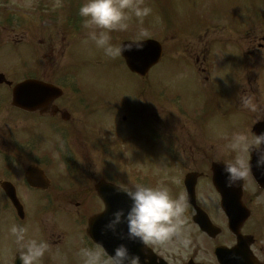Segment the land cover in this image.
I'll list each match as a JSON object with an SVG mask.
<instances>
[{"label":"flooded vegetation","instance_id":"af4514ba","mask_svg":"<svg viewBox=\"0 0 264 264\" xmlns=\"http://www.w3.org/2000/svg\"><path fill=\"white\" fill-rule=\"evenodd\" d=\"M161 32L165 58L180 60L189 76H160L153 81L150 72L143 78L125 72L135 79L126 93H119L105 77L103 88L87 94L81 85L84 78L72 74L71 83L68 70L54 73L34 66L16 77L4 75L12 85H0V264H23V249L9 231L13 224L27 229L26 240L47 243L39 264H83L81 248L101 245L110 257L121 244L139 258V264H218L215 252L236 246L237 237L229 231L215 185L228 205L240 197L248 217L232 220L242 223L239 235L249 244L254 261L264 264V198L260 199L264 188H257L250 177V151L215 145L205 128L209 103L215 101L217 114H224L213 92L216 49L218 56L225 53L230 58L236 53L234 111L245 115L242 101H256V92L264 98V17L258 14L252 30L239 29L237 43L223 29L210 33L209 24L175 31L188 38L175 36L176 45L167 41L165 29ZM25 80L35 82L28 91L32 107H13V85ZM190 82L206 97V108H184L187 101L181 93L162 89L164 84ZM152 84L161 85L160 91H154ZM193 98L198 100L196 94ZM253 120L258 121L255 115ZM247 137L253 148L258 146L253 136ZM150 148L157 152V164L136 157L139 149ZM236 159H243L247 169L233 183L225 169ZM137 183L166 187L173 198L184 197L179 232L165 245L129 240L126 224L111 231L107 227L111 219H91L103 213L104 202L130 205L122 190ZM68 208L77 209L76 215L68 214ZM59 215L67 218L70 230ZM209 221L215 230L209 229ZM71 249L76 250L70 254Z\"/></svg>","mask_w":264,"mask_h":264},{"label":"rangeland","instance_id":"374dc122","mask_svg":"<svg viewBox=\"0 0 264 264\" xmlns=\"http://www.w3.org/2000/svg\"><path fill=\"white\" fill-rule=\"evenodd\" d=\"M85 2L86 0H0V72L19 74L20 65L24 67V72L31 71L34 66L40 71L51 70L54 73L68 70L71 72L70 77L77 74L84 78L81 85L86 91L83 93L93 94L95 89L103 88L105 77L119 93H126L135 79L121 70L117 58L106 57L102 49L87 41L89 30L79 15V9ZM143 5L151 8V13L143 18L142 24L131 16L127 31L111 33L113 43L135 41L141 28L148 31L146 38H155L156 41L163 42V33L159 34L160 29L157 27L163 21V17L169 18L182 29L193 30V26L200 25V21L208 14L214 15V19L240 24L242 17L256 12L257 9L264 10V0H143ZM175 36L182 38V41L188 39L182 34L174 33V36L170 35L173 43L176 42ZM219 39L220 37L215 34V40ZM216 50L217 58L214 66L217 76L213 79L215 85L213 92L215 97L219 98L221 104L217 105L222 108L224 114H217L213 106L215 101L212 105L209 103V120H207L209 123L205 128L209 138L216 145L219 143L228 145L235 134H248L251 114L257 116L258 120L264 118V98L260 97L258 92L253 95L256 101H251V106H245V109L251 110L246 117L235 112L232 88L235 67L231 65H235L237 61L236 53L226 58L223 55L218 56V49ZM92 62L95 65L99 64V67H103L104 64L105 68L100 69ZM184 69L185 65L180 60L166 57L152 70L150 78L154 81L160 76L169 78L189 76L190 70L188 69L186 73ZM261 73L264 78V71ZM254 78V75H250V79ZM69 79L73 83L75 77ZM76 87L80 88V85ZM153 87L154 91H160L157 88L162 86L154 84ZM249 87L250 84L247 83L246 88ZM166 88L182 94L187 101L183 103L184 108L189 110L196 108V111L206 108V97L196 90L194 83L174 86L164 84L162 89ZM194 94L198 96V100H194ZM88 103L93 104L94 101ZM216 150L223 151L221 148L211 149V151ZM156 153L154 149L146 151L139 149L136 157H144L148 163L157 164ZM262 198L264 192L261 193L260 199ZM66 210L70 215H76L78 211L75 208ZM58 219H61V223L70 230L64 215H59ZM75 250L71 249L69 253L72 254Z\"/></svg>","mask_w":264,"mask_h":264},{"label":"clouds","instance_id":"9594fccd","mask_svg":"<svg viewBox=\"0 0 264 264\" xmlns=\"http://www.w3.org/2000/svg\"><path fill=\"white\" fill-rule=\"evenodd\" d=\"M150 13L151 8L144 6L143 0H86L79 9V15L89 30L87 41L102 49L106 57L113 59L120 57L131 48V45L113 43L111 33L127 31L131 16L142 24L143 18ZM147 36V29L141 28L136 40H142ZM242 103L251 106L250 100ZM255 144L264 148V134L256 138ZM225 148L248 152L253 150V144L247 135L238 133ZM262 162L264 154L258 158V164ZM246 169V162L243 159H236L229 162L225 171L229 180L234 183L245 174ZM122 191L131 205L126 212L118 210L112 214L107 226L109 230L115 231L114 226L124 223L127 226L129 240L153 245H165L178 234L186 207L183 196L173 198L166 187H152L139 183ZM9 231L23 249L21 253L23 264H39L48 249L47 243L26 240L27 229L20 225L13 224ZM79 255L83 259V264H139V258L132 256L123 244L114 249L110 257L101 245H97L95 249L81 248Z\"/></svg>","mask_w":264,"mask_h":264},{"label":"water","instance_id":"95a60500","mask_svg":"<svg viewBox=\"0 0 264 264\" xmlns=\"http://www.w3.org/2000/svg\"><path fill=\"white\" fill-rule=\"evenodd\" d=\"M126 45H131V44H126ZM138 45H143V44L131 45V48L129 50L123 52V54H122L123 57L125 58L126 62H127V66L130 68V70H132L134 72H140L141 67H143L145 64L143 62V61H145V59H143V57L141 55V51H138L136 53L134 51H132V47H142V46H138ZM145 45H147V46L149 45V47H150L149 49L151 50V47H152V45H154V43L147 42ZM128 51H129V53H128ZM158 58H159V51L157 49L155 54L150 53L149 62L152 64V62L153 63L156 62L158 60ZM136 62H138L137 67H136ZM1 80H3L2 76H0V81ZM24 88H27V90L30 89L31 84L30 83H24V84L16 86V88L13 91V104H30L29 102H23L21 100V95L25 91V90H23ZM261 133L264 134V124H258L253 129V134H255L256 136L259 137ZM262 154H264V148H261L258 151V154H253L254 160L255 159L258 160V158H260ZM254 177L259 184H262L261 180L264 179V173H262V168H258V172L256 174H254ZM106 211L108 212V213H106V215H109V208L108 207H106ZM234 252H236V250L231 251L228 254V256L232 255ZM225 256H227V255H224L223 257H225ZM220 263L225 264L224 261H221ZM228 264H236V262L233 259H230Z\"/></svg>","mask_w":264,"mask_h":264}]
</instances>
